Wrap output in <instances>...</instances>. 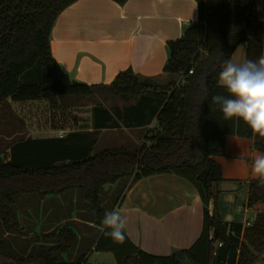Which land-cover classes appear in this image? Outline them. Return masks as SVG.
<instances>
[{
	"label": "trees",
	"instance_id": "obj_1",
	"mask_svg": "<svg viewBox=\"0 0 264 264\" xmlns=\"http://www.w3.org/2000/svg\"><path fill=\"white\" fill-rule=\"evenodd\" d=\"M77 1L0 0V110L7 100L46 101L56 108L59 97L90 98L100 89L73 81L51 52V32L59 15ZM114 1L123 5L127 0ZM258 1L196 0L198 20L189 24L180 38L169 42L170 57L161 75L146 77L128 69L104 87L124 104L123 113L113 109L124 125L140 127L156 121L139 149L121 147L92 154L95 140L87 133L64 139L28 138L4 152L0 156L3 233L24 236L17 197L35 195L44 199L79 191L88 203L81 219L100 229L93 237L95 251L112 253L115 264H180L183 257H188L191 264L264 263L260 259L264 253V187L258 186L256 179L248 181L246 207L256 213L251 226L224 222L217 209L216 191L223 174L214 160L225 156L227 136L250 140L258 152H264V138L254 137L242 120L225 121L219 105L212 103L214 95H227L218 84L224 60L231 58L241 44L247 47L246 60L264 54V8L258 9ZM67 109L62 110L60 120L53 122L54 129L66 130L78 124L77 115ZM113 114L101 103L94 106L93 127H117ZM71 138L77 139L72 145ZM158 174L189 182L203 204L199 238L190 248L169 256L146 253L126 231L122 244L101 231L107 212L103 203L106 187L117 185V206L122 183L132 180L133 185ZM38 238L40 241L23 254L0 238V264H90L86 253L74 261L64 259L79 242L71 225H58Z\"/></svg>",
	"mask_w": 264,
	"mask_h": 264
},
{
	"label": "crops",
	"instance_id": "obj_2",
	"mask_svg": "<svg viewBox=\"0 0 264 264\" xmlns=\"http://www.w3.org/2000/svg\"><path fill=\"white\" fill-rule=\"evenodd\" d=\"M257 6L259 10H263V1H258ZM198 16L196 0H127L123 5L114 0H78L59 15L51 32V52L62 71L73 81L99 86L96 93H106L105 100L94 106L101 103L112 114L115 108L123 113L124 104L107 94L104 87L110 86L119 73L128 69L146 77L161 75L170 57L169 42L180 38L189 24L198 20ZM246 49V45L241 44L231 59L243 62L246 60ZM85 99L87 98H57L58 106L51 110V127L44 136L30 137L25 129L15 132L6 129L1 137L6 144L5 152L13 144L28 138L61 139L60 133L63 139L73 134H91V139L95 140L92 154L121 147L135 150L146 143L148 130L156 126L155 120L140 127L126 126L113 114L117 127L96 130L92 124V106L89 121L79 118L75 127L54 129L53 122L61 119L62 110L68 108L67 111L71 112L70 103L63 105L61 101ZM74 113L80 117L78 112ZM76 140L71 138L69 143L72 145ZM256 153L260 152L253 150L250 140L227 136L225 156L214 157L222 168L223 181L216 187L221 193L219 212L227 223H242L244 226L248 222L251 225L254 223L245 222L244 216L239 217L238 212L246 213L250 210L246 207L248 181L255 179L251 164ZM131 182L132 180H128L116 208L126 217V234L129 239L146 253L157 256H169L176 250L190 248L203 228V204L197 190L189 182L171 174L153 175L133 185ZM109 187H112L113 192L117 185ZM49 197L41 199L42 206L52 201ZM239 197L243 200L241 204L244 205V210L238 208ZM232 201L237 206L226 211L222 205ZM212 202L209 205L210 213ZM52 205L55 204L51 202V208L47 209V216L44 218L42 214L38 219L32 212L27 214L33 216L36 227H57V222L47 223L44 220L50 212L52 216ZM59 205L63 207L62 203ZM77 212L74 210L70 214L69 221L74 225L84 224L95 233L100 230L93 223L78 218ZM19 219L21 221L20 216ZM72 228L79 237L76 249L83 247L87 256L98 253L95 251L94 235L88 237L79 234L73 226ZM43 233L46 232L34 234L40 236Z\"/></svg>",
	"mask_w": 264,
	"mask_h": 264
},
{
	"label": "rangeland",
	"instance_id": "obj_3",
	"mask_svg": "<svg viewBox=\"0 0 264 264\" xmlns=\"http://www.w3.org/2000/svg\"><path fill=\"white\" fill-rule=\"evenodd\" d=\"M100 94V95H99ZM107 94L109 92L107 91ZM95 96V97H94ZM93 97L87 98L84 101L80 100H69V101H61L62 104H69L71 106V113L74 114V112H78L80 114V117L83 120L90 119V110L91 107L97 104V102H102L105 100L106 93L105 92H98ZM51 104L46 101H36V102H24V103H16L12 102L11 100H7L3 103L1 110H0V156L3 157L5 152L6 144L3 143V140L1 139L2 134L6 132V129H12L14 132L16 130H22L25 129L27 132V135L30 137H41L46 135V132L51 127ZM74 111V112H73ZM71 122V121H70ZM72 127V125H70ZM22 137V136H21ZM128 181H125L120 185V190L122 192L120 193V199L123 195V192L126 189ZM111 188L107 186L106 192L103 195V203L107 211H111L113 209H116L118 207L115 206V199L117 198V194L111 192ZM124 190V191H123ZM217 191V209L219 212V205H220V195L221 193L216 187ZM79 191L72 192L65 194L63 196H57V197H49L48 199L52 201L46 202L43 206L41 204V199L38 196L35 195H25L17 197L16 199V208L19 216L21 217L22 224L24 227V236H10L6 235L2 231V225L0 224V238L5 239L11 248H13L15 251H17L20 254L27 253L31 250L33 245L37 243V241H40L38 238V235H35L36 232H50L52 229H54L56 226H43V227H36V224L33 223V216L35 218H39L42 214V218L46 217L47 209L51 208V202L55 205H52L53 207V214L51 216V212L49 216L44 219L45 222H53L58 225L67 223L68 225L73 226L79 234H85L86 236L90 237L94 235L95 231L92 229L86 228L84 224H75L69 219L71 218V213L74 210H77L76 216L78 218H84L85 212H83V208H87L88 203L86 202L84 195L78 193ZM53 198V199H51ZM119 199V200H120ZM243 200L241 197L237 198L238 208H241V210H244V205L241 203ZM59 202L63 204V207H60V205L57 203ZM213 208H211V212L214 211V202ZM241 204V206H240ZM57 205L59 207H57ZM225 210H233L235 205V201L228 202L224 205ZM212 207V206H211ZM29 212H32L33 216H28ZM42 212V213H41ZM220 214V212H219ZM239 217L244 216L245 222L246 221H255L256 219V213L252 210L247 211L246 213L238 212ZM221 216V214H220ZM222 218V217H221ZM67 219V221H65ZM223 220V219H222ZM224 221V220H223ZM225 222V221H224ZM227 223V222H226ZM57 225V226H58ZM96 230V229H95ZM100 231L98 230L97 233ZM95 233V234H97ZM87 240H90V238H87ZM84 253L83 247H80L79 249H73L70 252V255H64V259L68 261H74L78 257H80ZM88 263L90 264H115V257L112 253L108 252H94L89 254L87 256ZM189 264H191L189 262ZM257 264H264V263H257Z\"/></svg>",
	"mask_w": 264,
	"mask_h": 264
},
{
	"label": "clouds",
	"instance_id": "obj_4",
	"mask_svg": "<svg viewBox=\"0 0 264 264\" xmlns=\"http://www.w3.org/2000/svg\"><path fill=\"white\" fill-rule=\"evenodd\" d=\"M218 84L227 95H214L212 103L219 105L223 119L242 120L254 137L264 138V54L256 60L243 62L231 58L224 60L218 73ZM251 171L258 186L264 187V152L254 154ZM101 224L106 237L115 243H124L127 220L120 209L105 212ZM260 259L264 261V253ZM180 264H189V258H181Z\"/></svg>",
	"mask_w": 264,
	"mask_h": 264
},
{
	"label": "built area",
	"instance_id": "obj_5",
	"mask_svg": "<svg viewBox=\"0 0 264 264\" xmlns=\"http://www.w3.org/2000/svg\"><path fill=\"white\" fill-rule=\"evenodd\" d=\"M192 73H193V71H190V74H192ZM59 136H60V137H63L62 133H60ZM246 226H251V224L248 222V223L246 224ZM217 246L220 247L221 244H217Z\"/></svg>",
	"mask_w": 264,
	"mask_h": 264
}]
</instances>
